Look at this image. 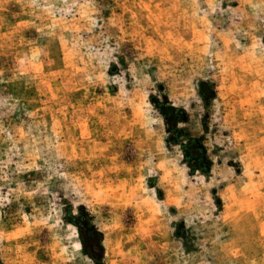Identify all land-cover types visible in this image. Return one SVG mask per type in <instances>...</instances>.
<instances>
[{
    "label": "rangeland",
    "instance_id": "374dc122",
    "mask_svg": "<svg viewBox=\"0 0 264 264\" xmlns=\"http://www.w3.org/2000/svg\"><path fill=\"white\" fill-rule=\"evenodd\" d=\"M0 264H264V0H0Z\"/></svg>",
    "mask_w": 264,
    "mask_h": 264
},
{
    "label": "trees",
    "instance_id": "16d2710c",
    "mask_svg": "<svg viewBox=\"0 0 264 264\" xmlns=\"http://www.w3.org/2000/svg\"><path fill=\"white\" fill-rule=\"evenodd\" d=\"M199 94L205 104H207L214 95L211 86L206 82L200 83ZM151 103L163 119L166 143L169 146L179 148L183 156L184 164L189 169L190 173L194 174L198 172L202 175L208 174L211 168V161L203 145V140L190 136L185 129L181 127V125H186L188 123V117L184 110L170 105L164 96L162 97V102L153 100ZM79 210L83 213L82 208ZM86 235L91 238V240L94 236H99L92 227H90L89 230L87 229ZM82 241L83 244L86 245L87 241L83 239ZM93 242H95L94 245L99 250V243L94 240Z\"/></svg>",
    "mask_w": 264,
    "mask_h": 264
}]
</instances>
